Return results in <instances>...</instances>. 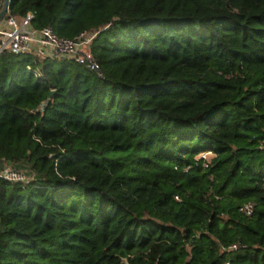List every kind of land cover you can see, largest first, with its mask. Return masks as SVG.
Masks as SVG:
<instances>
[{"label":"trees","instance_id":"16d2710c","mask_svg":"<svg viewBox=\"0 0 264 264\" xmlns=\"http://www.w3.org/2000/svg\"><path fill=\"white\" fill-rule=\"evenodd\" d=\"M10 7L102 75L0 54V264H264V0Z\"/></svg>","mask_w":264,"mask_h":264},{"label":"built area","instance_id":"2783aa9c","mask_svg":"<svg viewBox=\"0 0 264 264\" xmlns=\"http://www.w3.org/2000/svg\"><path fill=\"white\" fill-rule=\"evenodd\" d=\"M33 13L18 17L10 5L0 20V54H32L40 57L73 59L86 66L90 71L102 75L99 64L91 52V45L99 33L98 29L84 30L74 37L59 36L51 27L38 28L33 25ZM41 106H44L41 105ZM206 152L202 154L206 160ZM209 162V161H208ZM206 165H208L206 163ZM34 174L27 169H15L9 165L0 166V179L10 182L27 183ZM254 204L245 205L242 210L252 214ZM241 245L234 243L229 249H238ZM226 264H231L227 262Z\"/></svg>","mask_w":264,"mask_h":264},{"label":"water","instance_id":"95a60500","mask_svg":"<svg viewBox=\"0 0 264 264\" xmlns=\"http://www.w3.org/2000/svg\"><path fill=\"white\" fill-rule=\"evenodd\" d=\"M10 2L11 0H4V6H3V9L1 10L0 12V20L3 18L7 8L9 7L10 5ZM52 97V95L50 96V98Z\"/></svg>","mask_w":264,"mask_h":264},{"label":"rangeland","instance_id":"374dc122","mask_svg":"<svg viewBox=\"0 0 264 264\" xmlns=\"http://www.w3.org/2000/svg\"><path fill=\"white\" fill-rule=\"evenodd\" d=\"M19 17V16H18ZM213 157V154L212 153H208L206 154V158L210 161L211 158ZM27 169H29L28 167H26Z\"/></svg>","mask_w":264,"mask_h":264},{"label":"crops","instance_id":"0c3cea01","mask_svg":"<svg viewBox=\"0 0 264 264\" xmlns=\"http://www.w3.org/2000/svg\"><path fill=\"white\" fill-rule=\"evenodd\" d=\"M3 6H4V0H0V12L3 9Z\"/></svg>","mask_w":264,"mask_h":264}]
</instances>
